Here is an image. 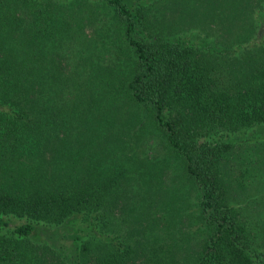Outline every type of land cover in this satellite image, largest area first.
<instances>
[{"label": "trees", "instance_id": "16d2710c", "mask_svg": "<svg viewBox=\"0 0 264 264\" xmlns=\"http://www.w3.org/2000/svg\"><path fill=\"white\" fill-rule=\"evenodd\" d=\"M147 1L0 0V264H264V0Z\"/></svg>", "mask_w": 264, "mask_h": 264}, {"label": "rangeland", "instance_id": "374dc122", "mask_svg": "<svg viewBox=\"0 0 264 264\" xmlns=\"http://www.w3.org/2000/svg\"><path fill=\"white\" fill-rule=\"evenodd\" d=\"M253 14L259 18L264 9L256 8ZM92 27H95L93 23L89 29ZM219 137L236 143V161L232 160L224 171L233 186L234 203L241 207L246 224L252 226L254 242H261L264 237V123Z\"/></svg>", "mask_w": 264, "mask_h": 264}]
</instances>
